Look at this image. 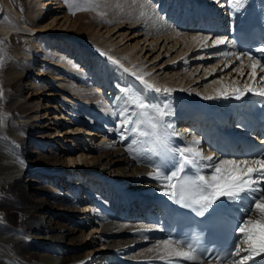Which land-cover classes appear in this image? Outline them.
Masks as SVG:
<instances>
[{
    "label": "bare ground",
    "instance_id": "1",
    "mask_svg": "<svg viewBox=\"0 0 264 264\" xmlns=\"http://www.w3.org/2000/svg\"><path fill=\"white\" fill-rule=\"evenodd\" d=\"M185 1V7H181L180 13L175 12L177 13L175 16L180 15L179 18L184 17L186 11L193 7V5L198 12L199 5L202 2V0H191L190 2H188L189 0ZM215 1L216 2L213 4L215 7L213 14L218 16V18L216 17L214 21L220 19L219 22L221 27L226 28L228 24L224 21V18L228 17L227 19H229L228 13L223 14L224 9H220L219 7L223 2L222 0ZM162 2L163 1H161V3ZM42 3L43 9L47 10L54 5V0H42ZM152 3L153 2L150 0H133L126 5V9L124 11L121 9L124 4L120 3L119 0H109V6L114 8L113 16L107 18L105 24L101 23L97 25V33L92 36L93 38L90 42V47L88 46V41L85 36L77 34L72 27L78 22L88 24L87 21H91L93 18L98 21L102 20V16H94L92 13H89L88 16L79 15L73 18V21L69 20V17H65L63 24H58V22L55 24L56 20L51 18V22L49 24L32 26L24 21H21L18 17L16 18L12 11H10L6 5L1 3L0 7H2V11H0V16L5 15V20L3 19L4 21L0 22V32L5 31L10 37L34 36L40 38L45 36L56 37V35L57 37H61V39L62 37H70L67 39L75 48V54L77 53V55H79L80 52V55L88 57L90 56L88 51L91 50L94 53V57L99 55V59L105 62V66L102 71L103 75H101L103 80L101 87H104L105 85V89L102 91L101 89L92 87L93 84L88 81V79H90L88 73L84 69H81V67L78 68V60H69L66 56L57 57L55 54L53 55L51 66L60 70L58 73L54 70V72H52L54 75H50L48 72H42L43 68H39L35 74L34 80L30 83L29 94L26 96L23 94L22 90L23 86L28 83V79L30 77L29 67H23L21 64L18 66H16L17 64H13L14 66L8 70V76L11 82L15 83L16 88L12 104L15 112H21V116L27 118V109L29 104L32 103L37 105V112H39V115L35 116L33 119L38 121L37 131L38 134H40V139L55 146H60L58 141L61 139L71 147H69V150L66 152L67 154L64 152L63 156L61 155V152L64 150L54 148V151L51 152L55 156L56 160L63 162V164L58 163L52 167H47L44 163L40 164V160H35L36 165H29L24 160H21L19 161V164H16L12 162V156L10 155L12 150L11 144L8 142L5 143L4 140L0 138V180L6 179L11 186L16 188L13 189V191L15 195L19 196V199L15 202H11L9 204V209L20 214L18 222H12L9 220L0 221V264H92L93 256L100 251L97 247L94 250L90 249L96 246L94 242L95 240L93 241L94 236H91V239H89V234H86V231L84 232V227H80L82 226L83 215L88 214L86 211L87 206H89L88 204L94 203V200L92 198H86V200L83 198L81 202L77 203L76 200L69 196L70 191L67 186H60L57 189L51 190L48 189L45 184L39 183L35 190L43 193L44 189L47 188V196L44 194V198H38L33 202H29V200L25 199L26 189L22 186V183L26 177H32L35 174V171L37 174L47 173L56 180L64 177L67 182H71L73 179H76L74 172L79 171L81 177L87 180L85 186H83L86 194H90L89 197H93L94 195L90 190L91 187H101L105 190V192L110 194L112 204L116 209L118 207H123L122 202H120L121 199H125L132 206L134 204L144 207L153 206L156 211H154V209L149 213L145 211L147 212L145 217L139 216L141 219L145 220L143 222H136L137 220H132L134 219L135 214H128V212L118 213L117 215L119 216H117L115 215L116 209L114 213H111L109 209H105V211L103 209L104 213H96L97 219L99 218L97 224L102 227L100 229H102L101 231L103 232V235L106 236L105 244L108 247L107 250H103V252L100 253V256H106V253L110 250L111 255L115 256L112 260L113 264H116L117 262L121 264H164L163 261L157 258L158 256L156 252H149L145 256H137L134 254L138 249L145 247L144 245L148 243L147 241L152 244L151 246H154L158 239L160 240L165 238V231L171 222L169 213L172 211L173 203L162 193L159 182L150 178V174H152L153 169L152 167H146L148 160L138 162L133 159V154L126 150V146L131 145L139 156L150 158L152 161L158 160L159 157L154 155V152L159 148V145L156 143L155 136H138L134 133H126L128 139L121 141V133L124 132V130L120 127L122 122L121 114L123 113L127 115L131 111L129 110L128 112H125L124 110V107L128 105L124 100L125 93L121 92V89H131L128 84L132 83L134 85L132 88L140 90L143 92L144 96L148 97L153 103L157 104H162L159 99L160 97L163 99L166 97L161 96L163 95L162 93L157 94L154 91L145 89L144 85L141 84L135 76L131 77L122 70L118 71L114 63L111 61L106 62V58L102 59L99 53L103 51L107 55H110L115 59H119L120 62L124 64V67L130 70L128 71L130 75L131 72H135L137 75L147 74L145 79L150 83L155 84L157 87H161L160 83L163 81L164 77L156 80V71L153 74H148V72L150 73L153 69H156V66L158 65L155 64L151 67H146L145 64H147L148 61L150 62L153 60L152 58H154L156 52L159 51H154V49L160 47L163 43L166 44L164 52L167 51L168 53L180 44V47H178L179 49H176L177 57L175 60L184 54L187 55L185 57L186 60H193L194 58V61L196 59L199 62H196L198 64H205L207 61L219 58L218 62L213 64L211 67L215 68L216 65L220 64L221 60L223 62L225 59L227 64L231 66L225 67V62H223V64L219 67V69H222L217 72L216 75H221L219 79L217 78L220 82L216 83L218 80L214 81V83H216V94L217 90L225 88L224 86L226 85L225 76L223 75L222 77V74L227 71H230L227 75L230 74L233 69L239 67L240 61H236L232 56L224 57L219 55V53L224 51L229 53L236 51L234 46L229 45H220L216 48H203L204 53L209 52V56L206 60L210 58V54H213L211 60H201L192 56V53L189 54L188 51L192 48V46L200 45L193 42L191 40V36L196 34H212L215 36V33H209L208 31L205 33V30L202 29L182 30L180 25L175 26L174 22L167 19L166 16L163 15L161 18V16L158 15L161 12L160 10H162V5H155L152 7ZM59 4L63 7L62 2H59ZM129 4H131V7L134 10H129ZM48 5L50 6L48 7ZM240 10H242V13L237 19V22L242 24L245 22L246 17L252 18L257 16L259 13L261 15L263 14L264 0L262 2H258V0H242V7ZM236 12L233 15L234 18L236 16ZM173 14L174 13H172V15ZM172 15L168 18L172 19ZM42 17L43 16L39 19L41 20ZM209 20L213 21V18ZM139 22L143 23L144 27L141 30L142 33L140 31L137 32V36L133 39L135 41L133 44L129 43L123 48H120L117 44L108 42L110 37L104 39L106 33L110 34L113 32L116 34L126 26L129 27V30L133 31L134 28H138L135 24ZM157 23H161V26ZM236 27L241 26H237L236 21H234L232 23V29ZM104 28L106 29L105 31H103ZM227 29H231V24L227 27ZM13 30L17 32H13ZM177 31L181 32L182 35L177 37L175 34ZM48 33L50 34L48 35ZM130 34H132V32ZM144 34V39H142L141 37ZM218 35L227 36L224 32ZM124 36L125 35L123 34L122 37ZM71 37L74 38L71 39ZM124 38L120 42H122ZM150 41L155 42L154 47H150L149 49L147 48L144 56L139 58V53L150 45L149 44L145 47L143 46L145 45L144 43ZM60 42L63 41L60 40L59 43ZM141 42H143L142 45ZM83 45H85V49L83 48ZM181 46L183 47L181 48ZM68 47H71V45L68 44ZM203 51L201 50L200 53ZM147 53H150V58L144 60L146 59L145 56ZM18 54H22L18 58L23 60L28 59L26 58L28 54L27 52L25 53L24 51H21ZM243 63L245 65L242 70L244 72V76H241L238 72L234 71V73L237 74V77L235 78L233 75L234 73H231L232 76H230L235 79V82L232 86H229L231 85V82L229 81V85L226 88H232L236 85V83H239L240 87H242V84H244V78L250 72V69L247 67L248 62L243 60ZM59 66L62 69H59ZM202 66L206 71L205 76L210 74V67L206 66V64ZM199 67H197V69ZM159 69L160 68H157V71ZM166 71L167 69L165 72ZM186 73L187 75L189 74L188 71ZM199 76L201 75L195 74V76H192L191 78L195 80V78L198 79ZM168 78H170V76H168ZM221 78H223V80ZM239 78H241L240 82L238 81ZM50 79L52 80L51 82L49 81ZM182 79L184 78L179 80ZM255 81L256 84H259L257 88L264 87L261 85L264 80L260 82V76L257 74ZM249 82H252L251 78L246 81L245 85ZM97 84H100V81H98ZM187 84L188 83H186V85ZM165 87L175 89L171 95H174L173 97L178 99H172V105L170 106L171 112L169 115L164 116L162 120L164 123L178 121L180 124L177 127L180 128L181 132L184 131L182 133L187 131L188 125H186V123H188V121L186 120L185 122H180L178 119L180 117L185 119V109L188 110L187 112L190 117L195 116L197 113L195 111L199 112L197 113L201 119L199 126L205 125L204 118L202 119L203 111H212L217 113V115L219 114V117H216L219 128H232L231 126L234 125L232 123V117L229 118V121H226L228 115L231 112L232 115H234V108L240 109V106H237V104L244 102L249 95L244 96L241 100L221 99V101L224 102L219 103V105H221L219 107V105L212 103L209 104V102L205 99L198 101V103H194L193 99L200 97V95H196V92H193L196 87L189 88L185 93H180L176 90L177 84L175 82L171 86L167 84L161 88L163 89ZM210 94H212L211 91L207 92V95ZM190 103L194 104L197 108L190 107ZM67 109L70 110L74 116H80V119L86 125L93 128L99 127V129H103L104 132L108 133V136L106 133L104 141L102 140V144L89 149L93 150V154L99 152V155L89 156L92 152L82 151L79 153L78 151H75L77 142L71 139L77 137V133L80 130L78 129L79 127H76L77 124H73V122L70 121V118L66 117ZM47 110L53 112L55 111V114L49 118ZM97 114H102L103 119L99 120ZM133 119H136V117H133ZM148 119L150 120V124L144 121L140 127L145 132L152 133L151 118L148 117ZM25 120H28V118ZM66 120L69 121L68 124L69 127H71V129H69L70 131L68 132L67 129L60 131L63 127L62 122ZM129 127H132V125H129ZM160 131L162 132L164 129H161ZM60 132H62V136H60ZM83 132H85V130H83ZM224 132H226V130H224ZM95 134H91L89 132V135ZM180 138L181 139H178L177 136H174L172 138L173 145L190 142L182 137ZM198 138L202 139V137L199 136ZM133 139H135L137 143L132 144ZM214 144H218V141L214 142ZM117 145H121L122 148H118ZM231 145L232 143H227L224 146L229 149ZM212 150L213 147H210L209 149L204 150V152H208V154H210ZM124 153H126V156L121 158L122 156L120 157V155ZM24 158H26L25 155ZM132 161H137V166L131 167L129 163H132ZM123 162L129 164L126 167L127 169L125 170V173L119 174L121 169L114 174H109L107 172V170H111L112 167ZM128 170H130V172H128ZM89 180L92 181L91 184L88 182ZM33 181L37 183L36 180ZM77 185L79 184H75L76 187ZM78 190L79 189L77 188L76 191ZM85 201L88 202V204ZM96 204L104 206L106 203L103 201H96ZM100 209L101 208L98 210ZM124 215L128 219H131L133 224L128 221H121L120 219ZM93 227H95V225L92 226V229H94ZM144 228H149L151 230L142 231ZM157 228H162V230L158 231L156 230ZM92 229L90 228L89 230ZM95 230L98 229L96 228ZM149 234L151 238L156 236L157 239L149 238ZM159 236H161V238ZM147 248H149V246H147ZM97 255L98 254H96V256ZM100 256L95 258L94 263L100 259L101 261L102 259L105 261V258H101ZM107 259L108 258L106 257V260ZM256 259L260 258L257 257ZM105 264H107L106 261ZM248 264H253V261H249Z\"/></svg>",
    "mask_w": 264,
    "mask_h": 264
},
{
    "label": "rangeland",
    "instance_id": "2",
    "mask_svg": "<svg viewBox=\"0 0 264 264\" xmlns=\"http://www.w3.org/2000/svg\"><path fill=\"white\" fill-rule=\"evenodd\" d=\"M1 1H0V5H1V3H3V5H6L8 7V9L10 11H12V13L14 14V16L16 18L18 17L21 21H24L25 23L32 25V26H39L40 24H42V25L49 24L51 22V18L56 20L55 24H57V22H58V24H63L65 21V17H69V20L73 21L74 20L73 18H75L79 15L88 16L89 13H92L94 16H100V17L102 16V18H103L102 20L98 21L97 19L93 18L91 21H87L88 24H86L84 22H78L72 27V29L77 34H82L83 36H85L86 40L88 41L87 43H88L89 47L91 44L90 42L93 38L92 36L97 33V25H99L101 23L105 24L107 18H110L113 16V11H114V8L112 6L111 7L109 6V0H95V5H94L96 8L95 11H81V12H78L75 16H73L69 13L67 5L65 4L64 0H54V3H53L54 5H52V7L50 9L48 8L47 10L43 9L42 0H1ZM119 1H120V3L124 4V6H122L121 9L125 11L126 5L129 2H132L133 0H119ZM150 1L153 2L152 7L155 5L156 6L162 5L161 8L163 10V3H161V1L160 2H158L157 0H150ZM59 2H62L63 7H61ZM49 6L50 5H48V7ZM129 6H130L129 10H134L131 7V4H129ZM4 10H5V7H4ZM0 11H2V7H0ZM143 14H144V12H143ZM176 14L177 13H175L174 16ZM158 15L161 16V18H162L164 13L161 11ZM41 16H43V17L40 20L39 18ZM3 19L5 20V15L0 16V22H3L4 21ZM135 25L138 28L137 29L134 28L133 31L129 30V27L126 26L124 29L122 28L116 34L113 32H111L110 34L104 33L105 34L104 39L105 38L107 39L110 37V40H108V42H113L114 44H117V46H120V48H123L124 46L128 45L129 43L133 44L135 42L133 39L135 38V36H137V32H139V31L141 32V30L144 27L143 23H141V22H139ZM158 25L161 26V23H159ZM105 30L106 29L104 28L103 31H105ZM131 32H132V34H130ZM49 34L50 33H48V35ZM123 34L125 35L124 37H126V38L122 37ZM58 36H63V35H58ZM144 36H145V34L142 35L141 38L144 39ZM67 38H70V37H62V39H61V37H57V35H56V37L45 36V37H40V38H37L34 36L10 37L9 34H6L5 31L0 32V42H2V43H0V60H3V65H2V67H0V89H2V91H3V98L0 99V138H2L5 143L8 142L9 144H11L12 150H11L10 155L12 156V162L13 163L19 164V161L24 160L29 165H36L35 160H40V164L44 163L45 166H47V167H52L58 163L63 164V162L57 161L55 156L51 152L54 151V148H56L58 150L59 149L64 150L63 152H61V155L63 156L64 152H65V154H67L66 152L69 150V147H71L68 144H66V142L64 140H61V139L58 141V144H60V146H55L53 144H49V143H47V141H43L40 139V134H38V131H37L38 121L33 119L35 116L39 115V112H37V109H38L37 105L32 104V103L29 104V107L27 109L28 120H25L27 118H24L21 116V112H15L12 104H13V96H14V93L16 91V88H15V83L11 82V80L8 76V70L14 66L13 64H17L16 66L21 64V66H23V67L28 66L30 69L29 70L30 71V77L28 79V83L23 86V90H22V92L25 96L29 94L30 83L32 80H34L35 74L37 73L39 68H43L42 72L43 71L46 73L48 72L50 75H54V73H52V72H54V70L56 73H58L60 71V70L56 69L55 67L53 68L51 66V64H52L51 60H53L54 54L57 57L66 56L69 60H71V59L72 60H78V64H79L78 68L81 67V69H84L88 73V76L90 78V79H88V81L91 84H93L92 87H96L97 89H101L102 91L105 89V85H104V87H101V83L103 81L101 75H103L102 71H103V68L105 66V62L103 60L99 59V57H98L99 55L94 57V53L91 50L88 51L90 53V56H88V57H86L84 55H80V52H79V55H77V53L75 54L76 50L73 47V45L70 44L71 42ZM73 38L74 37H71V39H73ZM123 38H124V40L122 42H120ZM60 40H62L63 42L59 43ZM142 43L143 42H141V45H142ZM68 44L71 45V47H68ZM144 44L145 45H143V46H145V47L149 44L150 45L148 47H146L145 50H143L139 53V55H140L139 58L144 56L147 48L149 49L150 47L151 48L154 47L155 42L150 41V42H145ZM172 44H171V47H172ZM83 46H84L83 48L85 49V45H83ZM178 47H180V44H178L169 53L167 51L164 52V50L166 48V44H164V43L161 44L160 47L154 49V51H156V50L157 51L159 50V51L156 52V54L154 55V58H152L153 60H151L150 62L148 61V63L145 64V66L151 67L155 64H157L158 66H156V69H153V71H151L150 73L148 72V74H153L156 71V73H155V75L157 76L156 80L162 79L164 77L163 81L160 83L161 87H164V85H167V84L169 86H171L175 82L177 84L176 90L179 91L180 93L181 92L185 93L186 91H188L189 88L196 87V89H194V91H193V92H196V95L201 96L203 94L202 96H204V95H207V92L211 91L212 94H210V95L215 97L216 96V83H214V81L218 80L219 77L221 76L218 74L216 75V73L222 69V68L219 69V67L223 64V62H225V64H227L226 60L224 59L223 62L221 60L220 64H218L219 67L216 68V66H215V71H213V68H211V67L213 64H216V62H218L219 58L213 59L214 61L212 60L209 62V61H207L208 59L207 60L205 59L209 56L208 55L209 52L204 53V51H203V48H205V47L192 46V48L188 51L189 54L192 53V56L197 57L201 60L205 59L207 61V62H205L206 66L210 67V74L205 76L206 71L204 70L205 68L203 69V66H202L205 64H198L199 62L196 59H195V61H194V58H193V60L192 59L186 60L185 57L187 55L184 54L183 56H180V58H177L175 60V58L177 57V54H176L177 50L176 49H179ZM182 47L183 46H181V48ZM198 49H200V50H198ZM201 50L203 51L202 53H200ZM21 51L28 53L26 56V58H28V59L23 60L21 58H18V57H20V55H22V54H18ZM207 51H209V50H207ZM151 55H152V53H151ZM198 55H199V57H198ZM212 55L213 54H210V58L212 57ZM101 57H102V59H105L102 55H101ZM145 58L146 59H144V60L149 59L150 53H147ZM169 60H172V61H169ZM107 61H110V60L106 59V62ZM196 62H198V63H196ZM160 63H163V64H160ZM115 66H116V69L118 71L122 70L116 64H115ZM190 66H191V69H190ZM197 67H199V68L197 69ZM157 68H160V69L157 71ZM59 69H62V68L59 66ZM166 69H167V71L165 72ZM122 71H124V70H122ZM187 71L189 73L188 75L186 73ZM228 72H230V71H227V72L222 74V77L224 75L225 79H226V81H225L226 85L224 86L225 88L229 85V81L231 82V85H229V86H232V84L235 82V79H233L231 77L232 76L231 73H234V70L230 74L227 75ZM172 73H174V74H172ZM195 74H200L201 76H199L198 79L195 78V80H193L191 77L195 76ZM185 75H186V77H185ZM233 75L235 76V78L237 77V74L234 73ZM168 76H170V78H168ZM131 77H133V75H131ZM181 78H184V79H182L183 81L179 80ZM249 79L250 78H248V75H246V77L244 78V81H243L244 84H242V87H240L239 83H236V85L234 87H238L240 89L244 88L246 81H248ZM222 80H223V78H222ZM240 80H241V78H239L238 81L240 82ZM49 81L51 82L52 80L50 79ZM98 81H100V84H97ZM186 83H188V84L186 85ZM131 84L132 83H129L128 86L131 89H134V88H132V86H134V85L133 84L131 85ZM247 85L252 86V85H257V84H256V81L252 80V82H249ZM87 87H89V86H87ZM106 88H108V87H106ZM171 90H172V92H171V94H172L173 90H175V89H171ZM161 93L163 94L161 96L166 97L165 99H163L162 97L159 98L161 100L162 104H169L170 105V101L172 103V98H174L173 97L174 95H171V94L167 95V94H164L163 92H161ZM190 94H194V93H190ZM169 97H172V98H169ZM175 99H178V98H174L173 100H175ZM193 100H194V103H198V101H200V100H198V98L193 99ZM222 102H224V101H221L220 103H222ZM211 103L215 104V105H219L218 102H215V103L209 102V104H211ZM190 105H191L190 107L197 108L192 103H190ZM220 106L221 105H219V107ZM126 109H127V111H126ZM124 110H125V112H128L131 109H129L128 106H126V107H124ZM42 112H44V111H42ZM49 112H50V114H49ZM66 112H67L66 117L70 118V121H72L73 124H77L76 127H79L78 129L80 130L77 133V137L71 139V140H74L75 142H77V147H76L75 151H78L79 153H81L82 151L83 152H92L93 150H89L90 148L95 147V146L103 143L104 137L106 136L107 132H104L103 129L102 130L99 129V127L93 128L89 125H86L85 123L82 122V120L80 119V116H78V115L74 116V114L72 112H70V110H68V109L66 110ZM47 113H48V117L50 118L53 114H55V111L53 112V111L47 110ZM97 117L99 120L103 119L102 114H97ZM144 121L150 124V122H149L150 120L148 118H144ZM68 122L69 121H67V120L62 122L63 127L60 129V131H64L65 129H67L68 132L70 131L69 129H71V127H69ZM172 124H173V129L175 130L176 133H178V135H177L178 139H181L180 137H182L183 139H191V137L189 136V134L191 133V130L189 132H187L186 137H185L186 132L182 133L183 131L181 132L180 128L177 127L180 123H178V121L177 122L173 121ZM83 130H85V132H83ZM122 130H124V129L122 128ZM170 131H172V130H170ZM87 132H88V135H87ZM89 132L91 134L92 133L95 134L97 132L98 134L96 133L95 135H89ZM99 135H100V137H99ZM60 136H62V132H60ZM107 136H108V133H107ZM23 145H24V147H23ZM117 147L120 149L122 148L121 145H119V146L117 145ZM13 148H15V149H13ZM73 148H75V147H73ZM8 151H10V150H8ZM99 154H100L99 152H97L96 154L95 153L93 154V152H92V154H90L89 156H91V155L95 156V155H99ZM24 155L26 156V158H24ZM125 156H126V153L120 155L121 158H124ZM129 164L131 167L137 166V161H132V163H129ZM129 164H126L125 162L119 163L118 165L112 167L111 170H107V172L109 174H114L121 169L119 171V174L125 173L126 172L125 170L127 169L126 167ZM146 167L150 168L148 161H147ZM27 171H31V170H27ZM128 172H130V170H128ZM74 173L76 175V179H73L71 182H67L66 179H64V177H61V178L56 180V179H53L52 176L48 175L47 173L37 174L35 171V174L32 177H30V176L26 177L22 183V186L26 189L25 199L29 200V202H33L35 199H38V198L42 199V198H44V194L45 195L47 194V188L52 190V189H57L60 186H67L69 191H70L69 196L72 197V199L76 200L77 203L81 202V200L83 198L85 200H86V198H90V199L92 198L94 200V203H92V204H88V202L85 201L91 207L87 206L86 211L88 212V214L83 215L82 226H80V227H84V232L86 231V234H89V239H91V236H94L93 241L95 240L94 242H95L96 246L94 248H90V249L94 250L97 247L100 251L96 253V254H98L97 256H96V254L93 256L92 264H99V262H100L99 260L94 263L95 258L100 256V253L103 252V250H107L108 247L105 244L106 236L103 235V232L101 231L102 229H100L102 227L97 224L99 218L97 219L96 213H104L105 209H109L111 213H114L116 208H114V211L110 209V208L114 207V205L111 204L110 194L105 192V190L102 189L101 187L92 186L90 190L94 196L89 197L90 194L87 195L85 190L83 189V186H85L87 180H85L81 177L79 171H75ZM33 180H36L37 183H35V181H33ZM88 182L91 184L92 181L89 180ZM39 183L40 184L43 183L47 187L44 189L43 193L35 190L37 185H39ZM75 184H79L78 187H76ZM77 188L80 191L79 190L76 191ZM13 189H16V188L11 186L9 184L8 180H6V179L0 180V221L9 220L12 222L13 221L18 222V220H19L20 214L18 212L15 213L11 209H9V204L11 202H13V201L15 202L17 199H19V196L14 194ZM32 189H34V190H32ZM96 201H98V202L103 201L106 204L104 206H101L99 204H96ZM134 205L132 206L133 210L128 209L129 205H127L125 207V209L129 211L128 214H135L134 211H136V209H135L136 206H134ZM54 207H55V205H54ZM143 207L144 206H142V208ZM89 208L91 210H89ZM99 208H101V209L98 210ZM103 209H104V211H103ZM122 209H123V207H118L116 209L115 215H117L118 213L119 214L123 213ZM91 211H93V212H91ZM154 211H156L155 208H154ZM89 212H90V214H89ZM136 213H137V211H136ZM146 213L147 212H144L140 216L145 217ZM117 216H119V215H117ZM138 219L139 220H137L136 222L145 221V220L141 219V217H138ZM120 220L123 222L124 221H128L129 223L131 222V221H129L131 219H128L125 215L123 217H121ZM93 225H95V227H93L94 229H92ZM90 228L92 230H89ZM96 228L98 230H95ZM94 233H96V234H94ZM149 236H150V234H149ZM159 237L161 238V236H159ZM149 238H151V236ZM151 239H157V238H156V236H154ZM147 242L148 243H146L144 245L145 247L138 249L137 251H135L134 254L137 256H145L147 253H149L147 250L148 249L147 246H149V248L153 247V246H151L152 244L149 243V241H147ZM110 254H111L110 250H108V252L106 253V256H100V257L105 258V260H106V257L108 258V255H110ZM157 258H154V259H157Z\"/></svg>",
    "mask_w": 264,
    "mask_h": 264
},
{
    "label": "snow or ice",
    "instance_id": "3",
    "mask_svg": "<svg viewBox=\"0 0 264 264\" xmlns=\"http://www.w3.org/2000/svg\"><path fill=\"white\" fill-rule=\"evenodd\" d=\"M64 2L73 16L81 11L96 10L95 0H64ZM229 5L232 8L230 14H234L242 7V0H229ZM175 34L177 37L182 35L179 31ZM191 40L205 48H216L220 45L234 46L236 43L227 36L212 34L192 35ZM256 51L264 54V45L240 53L224 51L219 55L232 56L236 61H240L239 67L233 70L241 76H244L243 60L246 58L249 61L247 67L250 69L248 76L255 81L257 69L264 71V63L261 62L264 60V55L261 57L253 55L252 53ZM100 55L107 54L101 51ZM107 59L124 71H130L119 59L110 55H107ZM2 65L3 60H0V67ZM230 66L225 64V67ZM218 67L219 65H216V68ZM131 75L135 76L147 90L157 94L163 92L167 95L172 92L167 87L162 89L150 83L145 79L147 74L137 75L131 72ZM260 79L264 80V77ZM121 92L125 93L124 100L131 109L127 115L121 114L120 127L124 129L121 133V141L128 139L126 133L155 136L159 148L154 155L159 157L158 160L152 161L150 158L139 156L131 145L126 146V150L132 153L133 159L138 162L148 160L149 166L153 169L150 178L159 182L162 193L180 208L189 210L196 217L204 218L200 221L203 225H209L229 205H235L232 211L238 213V218L232 226L231 239L222 249L215 246L201 247L198 240L170 234L148 248V252H156L164 264H248L249 261H253V264H264V149L240 156H225L219 149H213L210 154H205L200 147L201 139L197 135H192L191 141L183 145H173L172 138L178 133L173 129L171 122L164 123L162 120L164 116L170 114V105L153 103L138 89L122 88ZM248 94L264 98V88H254L249 85H245L243 89L222 88L217 90L215 97L207 95L203 98L241 100ZM2 98L3 91L0 89V99ZM148 117L151 118L152 133L145 132L140 127L144 123V118ZM161 129L165 131L161 132ZM260 142L264 143V138H261ZM135 143L137 141L133 139L132 144ZM150 230L142 229V231ZM257 257L260 259H256Z\"/></svg>",
    "mask_w": 264,
    "mask_h": 264
}]
</instances>
